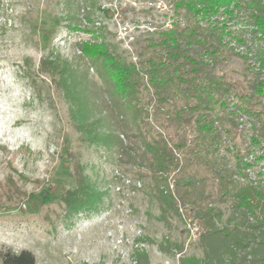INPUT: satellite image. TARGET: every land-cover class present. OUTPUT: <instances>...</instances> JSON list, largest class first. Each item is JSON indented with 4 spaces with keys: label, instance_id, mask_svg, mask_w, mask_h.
I'll use <instances>...</instances> for the list:
<instances>
[{
    "label": "trees",
    "instance_id": "16d2710c",
    "mask_svg": "<svg viewBox=\"0 0 264 264\" xmlns=\"http://www.w3.org/2000/svg\"><path fill=\"white\" fill-rule=\"evenodd\" d=\"M85 2L65 0L79 22L69 29L90 39L76 44L73 61L52 53L40 65L71 104L75 130L126 172L137 169L168 230L172 217L198 228L192 245L201 256L169 240L162 253L175 249L179 264H264V0H171L177 17L129 60L96 26L97 0ZM234 58L241 78L225 70ZM73 178L66 220L104 212L106 192L77 160ZM133 259L151 264L144 249ZM0 264L36 258L0 250Z\"/></svg>",
    "mask_w": 264,
    "mask_h": 264
},
{
    "label": "rangeland",
    "instance_id": "374dc122",
    "mask_svg": "<svg viewBox=\"0 0 264 264\" xmlns=\"http://www.w3.org/2000/svg\"><path fill=\"white\" fill-rule=\"evenodd\" d=\"M93 11L96 26L126 60L142 38L177 17L171 0H97ZM74 12L65 0H0V250H28L36 264H137L134 255L144 249L151 264H179L175 249L158 248L169 240L201 256L184 220L172 217V230L158 220L160 209L136 168L126 172L83 141L70 120L71 104L41 72L44 58L54 53L73 61L76 44L90 39L69 29L78 22ZM225 70L241 78L243 63L234 58ZM76 160L106 192L107 209L67 221L62 200L76 189ZM10 183L21 193L4 192Z\"/></svg>",
    "mask_w": 264,
    "mask_h": 264
},
{
    "label": "built area",
    "instance_id": "2783aa9c",
    "mask_svg": "<svg viewBox=\"0 0 264 264\" xmlns=\"http://www.w3.org/2000/svg\"><path fill=\"white\" fill-rule=\"evenodd\" d=\"M187 226H189V228H190V232L192 234V239L196 240L198 228L195 227L194 225H191V223L189 221L187 222Z\"/></svg>",
    "mask_w": 264,
    "mask_h": 264
}]
</instances>
